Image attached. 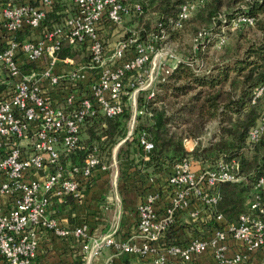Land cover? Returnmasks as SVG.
Instances as JSON below:
<instances>
[{
    "label": "built area",
    "instance_id": "obj_1",
    "mask_svg": "<svg viewBox=\"0 0 264 264\" xmlns=\"http://www.w3.org/2000/svg\"><path fill=\"white\" fill-rule=\"evenodd\" d=\"M60 1L0 0V256L8 264H34L42 237L51 233L77 240L89 260L110 247L151 257L154 264H197L206 254L211 264H255L264 254V176L256 181L237 223L217 214L218 226H198L202 231L193 238L167 237L179 221L200 225L212 217L220 185L243 178L234 159L219 158L211 167L193 158L174 163L165 179L168 201L156 210L158 194L147 195L137 206L135 231L125 239L90 236L85 223L64 227L50 213L53 202H79L95 170L115 165L103 160L97 146L88 149L83 136L87 122L116 116L128 101L133 115L117 145L123 143L133 135L135 115L141 113L138 93L152 95L155 84L181 59L160 22L158 30L144 37L124 24L127 16L143 12L139 2L74 0L72 12L50 23L48 15ZM204 2H181L173 24L182 26ZM253 23L250 14L231 20L232 26ZM210 34L198 28L194 50ZM226 41L221 33L214 44ZM263 96L261 83L253 89L252 101ZM263 134L264 109L248 130V145ZM137 141L147 157L153 143L145 130ZM191 142L189 151L195 146Z\"/></svg>",
    "mask_w": 264,
    "mask_h": 264
},
{
    "label": "trees",
    "instance_id": "obj_2",
    "mask_svg": "<svg viewBox=\"0 0 264 264\" xmlns=\"http://www.w3.org/2000/svg\"><path fill=\"white\" fill-rule=\"evenodd\" d=\"M124 1L139 2L143 11L156 10L157 21L153 29L158 30L160 22L168 34L183 28L194 14L192 22L206 25L217 35L223 25L239 31L254 26L260 32L256 39H248L241 50L220 54L221 57L204 70L193 68L189 60L192 53L188 56L180 54L181 59L174 69L155 84L152 95L148 96L146 90L138 93L137 108L141 113L135 115L133 135L126 138L117 151L118 160H129L146 175L164 171L185 158L196 159L203 167L213 166L219 158L236 160L243 178L220 185L221 199L212 209V217L200 226H218L214 221L217 214H221L227 223H237L240 214L247 211L246 202L256 181L264 176V134L256 143L250 146L247 143L248 130L264 109V96L252 101L253 89L264 83V0H205L180 27H176L172 19L176 17L179 4L185 0ZM58 9L56 5L48 15L49 20L57 15ZM241 14L253 15L254 23L232 26L231 20ZM201 48L192 52L200 54ZM67 53L73 55L70 52H63V55ZM131 115V107L126 105L114 117L88 121L83 134L88 149L97 146L107 162L112 148L126 136ZM212 121L216 122V127L209 141L203 144L199 137ZM142 130L153 143V150L147 157L141 147H136L137 136ZM186 139L195 142L193 150H187ZM75 158L73 155V162ZM261 195L264 208V189Z\"/></svg>",
    "mask_w": 264,
    "mask_h": 264
},
{
    "label": "crops",
    "instance_id": "obj_3",
    "mask_svg": "<svg viewBox=\"0 0 264 264\" xmlns=\"http://www.w3.org/2000/svg\"><path fill=\"white\" fill-rule=\"evenodd\" d=\"M2 88L3 83L0 82V90ZM121 144H115L117 146L112 148L106 162L111 164L112 161H115V165L107 170H95L92 183L79 202L67 199L65 202L52 203L50 213L58 219L60 225L74 227L85 223L90 236L99 237L111 234L115 238L125 239L134 233L137 206L147 195L158 194L155 203L156 210L165 205L169 199L165 179L170 167L153 175H146L145 172L137 170L129 160L117 159V151ZM133 149L137 150L135 146ZM113 151L115 152L114 160L112 158ZM75 161L77 158L74 159ZM184 221H179L172 230L168 231L169 240H186L195 237L199 231H202L199 228L200 225L197 227L198 223H185L187 221ZM257 261V264H264V254L257 257L255 264ZM112 262L115 264H154L151 257L115 252L110 247L105 248L97 257L89 260L77 240L57 237L51 233L42 237L34 264H108ZM5 263V260L0 256V264ZM211 263V257L206 254L199 258L197 264Z\"/></svg>",
    "mask_w": 264,
    "mask_h": 264
},
{
    "label": "rangeland",
    "instance_id": "obj_4",
    "mask_svg": "<svg viewBox=\"0 0 264 264\" xmlns=\"http://www.w3.org/2000/svg\"><path fill=\"white\" fill-rule=\"evenodd\" d=\"M74 0H61L57 6L59 10V14L52 16V18L49 20L51 23L52 21L59 22L61 21L62 17L67 14L68 12H72L74 8L73 4ZM194 14L190 20L186 22L183 28L179 29L177 32L173 31L170 34H168L167 41L168 44L175 50L178 54H183L185 56H188L189 54H193L192 57L189 56V60L192 61V66L196 71L207 69L212 62L217 60L223 52L226 51H239L241 50V46L246 44V41L248 39H256L259 36V31L254 26L244 27L241 31L239 30H233L230 28V26L223 25L220 27V31H218L219 34L225 33L227 36V42L224 46L216 47L214 44L215 36H218L214 30L210 29L211 34L208 35V39L204 41L203 47L201 45H198V48H201V53L198 52L193 53L194 50V31L200 27H205L206 25H201L196 22H192ZM157 21V13L156 10L153 9H145L143 12L139 14H131L127 16L124 24L129 26L132 29H135L137 32H139L141 37H144V35L153 29ZM174 34V35H173ZM214 38V40H213ZM211 42V43H210ZM210 43V44H209ZM198 53V54H197ZM76 57L78 54H76ZM126 105H129L131 107L132 115H133V107L131 104L127 101ZM131 119L128 122V129L130 126ZM216 127V122L212 121L208 124L206 131L201 135V142L203 144L207 143L209 141V137L211 136V133L214 131ZM119 142V141H118ZM117 142V143H118ZM186 145V144H185ZM111 172V171H110Z\"/></svg>",
    "mask_w": 264,
    "mask_h": 264
},
{
    "label": "water",
    "instance_id": "obj_5",
    "mask_svg": "<svg viewBox=\"0 0 264 264\" xmlns=\"http://www.w3.org/2000/svg\"><path fill=\"white\" fill-rule=\"evenodd\" d=\"M191 139H187V148H189V146L191 145Z\"/></svg>",
    "mask_w": 264,
    "mask_h": 264
}]
</instances>
